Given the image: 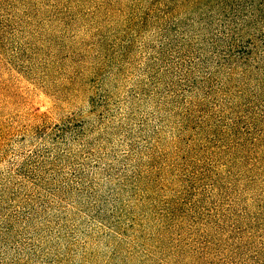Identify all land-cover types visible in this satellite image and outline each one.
Wrapping results in <instances>:
<instances>
[{
  "label": "rangeland",
  "instance_id": "obj_1",
  "mask_svg": "<svg viewBox=\"0 0 264 264\" xmlns=\"http://www.w3.org/2000/svg\"><path fill=\"white\" fill-rule=\"evenodd\" d=\"M233 4L0 0V264H264V164L218 119L264 115V60L244 112L207 60Z\"/></svg>",
  "mask_w": 264,
  "mask_h": 264
},
{
  "label": "trees",
  "instance_id": "obj_2",
  "mask_svg": "<svg viewBox=\"0 0 264 264\" xmlns=\"http://www.w3.org/2000/svg\"><path fill=\"white\" fill-rule=\"evenodd\" d=\"M232 2H234V10H232V14L230 16V22L232 21V23H234L227 28V31H220L216 33L213 32V36L210 38L212 41H214L216 46L218 44V46L224 45L227 47L225 48V50L220 51L211 50V56L208 57L207 60L209 62L214 60L213 63H216L219 68H222L225 65L226 67L228 66L227 71L230 78L229 80H234L236 76L240 78L239 84L235 85L238 88V92L235 94L232 101L228 102V104L231 105L232 102L233 104H235L233 108L234 112H240L238 108H241V110L244 112V108L246 107L247 102H241L243 98L240 95L241 93H239L240 87L243 84L244 80H247L248 78L252 79L253 75L258 73L256 71L263 69L259 65V62L260 60H264V51H256V49H258L259 47L255 42L256 39L253 37V33L255 34V32H244V27L256 25L264 26V0H232ZM238 23H240L239 26ZM239 32L243 34H236ZM220 33H225V44L218 43L221 38L217 36ZM238 36H240V38L242 39L243 37L247 39L246 48L237 49L239 41V39L237 38ZM189 37L191 38V36ZM192 38H195L201 46V49H203L202 46L205 45L206 39L200 38V35H192ZM257 54L261 55L260 59L256 57ZM200 56H202V54L196 55L195 58L200 59ZM200 62L207 64V61L204 60L203 57H201ZM196 63L198 64L197 61ZM262 71L264 72V69ZM205 75H207V72H205L204 76ZM207 83H212L213 85L219 84V82L216 80L210 81V78L207 80ZM217 101L218 99L214 103H216ZM214 106L216 105H213L212 109H214ZM247 112L248 117L242 125H240L242 114L235 115L233 118H230L228 120H224L221 116H219L218 119L221 130L225 129L226 131H228L226 135L230 136V138H228L230 140L223 143L222 146L233 150L244 149L245 153H250L252 156L250 157V162L253 165V169H255L260 168L264 164V115L262 117H255L256 112H252L250 109H248ZM184 114V120L188 119L187 117H190V114ZM193 118H195L196 120L192 125H182L180 124V120L177 121L180 129V134L177 131L178 139L181 137V134L185 133L187 130H192L196 127H203L205 119L202 116H196ZM225 140H227V138L223 139V141ZM171 165H174V163H171ZM203 173L204 172L199 170L197 172V174L201 175ZM215 175L216 174H213L212 177H214ZM199 199L200 198L198 197V201ZM218 217V221H220L221 216L218 215ZM222 217L225 218V220L227 219L226 217H228V215L226 214V212L222 214ZM232 220L237 222L235 216L232 218Z\"/></svg>",
  "mask_w": 264,
  "mask_h": 264
}]
</instances>
